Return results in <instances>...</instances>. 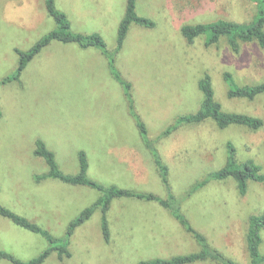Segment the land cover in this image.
Instances as JSON below:
<instances>
[{"label":"rangeland","instance_id":"obj_1","mask_svg":"<svg viewBox=\"0 0 264 264\" xmlns=\"http://www.w3.org/2000/svg\"><path fill=\"white\" fill-rule=\"evenodd\" d=\"M71 29L99 33L114 54V66L131 84L111 73L108 59L96 47L50 42L21 72L19 80L0 83V204L26 217L54 238L66 240L69 256L52 251L42 264H137L200 250L179 222L155 201L113 198L107 211L110 237L103 238L101 211L67 236L72 219L100 195L94 188L53 178L34 143L42 140L65 174L79 171L78 153L87 157V176L160 198L173 195L190 225L211 247L238 264H250L245 235L249 216L264 212V182L248 180L241 195L235 180H209L188 190L226 163L230 142L236 162L251 160L264 173V92L252 99L229 97L224 72L238 86L264 82V47L242 42L233 52L223 37L205 45L181 35L183 24L218 19L250 22L257 11L250 0H136V12L153 27L131 24L116 52L119 22L126 0H55ZM55 28L43 0H0V81L15 72L16 49L28 50ZM207 73L214 98L225 112L258 117V129L212 119L182 124L161 135L180 115L197 111L202 100L199 80ZM139 116L147 140L168 168L170 190L158 175L152 151L136 125ZM260 252L264 253V228ZM47 240L0 216V249L26 261L48 247ZM0 264H12L0 259ZM192 264H217L210 260ZM264 264V263H263Z\"/></svg>","mask_w":264,"mask_h":264},{"label":"trees","instance_id":"obj_2","mask_svg":"<svg viewBox=\"0 0 264 264\" xmlns=\"http://www.w3.org/2000/svg\"><path fill=\"white\" fill-rule=\"evenodd\" d=\"M43 1L47 14L52 17L55 22V28L42 35L28 50L23 51L16 49V53L18 54V65L16 70L12 75L6 76L2 79L0 83L19 80L21 72L29 61H31V59L50 42L58 41L61 43H76L81 48L96 47L101 50L102 54L108 59V65L114 78L126 87L129 104H131L132 107L133 100L130 92L131 84L128 81H125L115 69L114 54L106 48V44L102 36L96 32L80 33L73 31L66 14L55 6V0ZM250 1L256 3L257 11L254 18L248 23L225 19L196 24L186 23L180 28L181 35L188 41V43H192L198 36H203L205 39L204 43L207 46L218 43L220 39L224 37L233 52L239 51L240 43L242 42H255L263 48L264 0ZM135 7L136 0H126L124 15L119 22L117 30L116 52L122 47L131 24H137L142 27H153L155 25L151 19L137 14ZM223 78L228 85L227 95L229 97H245L252 99L264 92V82L250 86H238L229 72H224ZM198 87L202 93V100L197 111L191 114L180 115L171 126L167 127L163 131L161 135L167 136L172 130L182 124L200 123L206 119H212L220 128H224L230 124L242 125L251 129H258L262 126V120L258 117L245 113L223 111L219 102L214 98L209 74H204L198 82ZM134 116L136 118L137 128L141 137L145 141V145L152 151L153 161L157 168L161 182L168 190H170L167 165L163 163L160 156L153 149L154 147H152L151 142L147 140V129L144 123L140 120L139 116ZM226 145L228 150L226 163L219 170L209 173L201 181L195 183V185L188 190L187 195H190L192 192L205 185L209 180H222L227 177H232L235 180L237 189L241 195L246 192L248 180L264 182V173L261 172V166L251 160H247L242 163L236 162L233 145L230 142ZM33 152L37 157L42 158L48 167L46 173L36 176V180L39 181L46 178H53L71 185L88 186L100 192L98 198L90 206L84 208L77 217L70 221L67 228V236L71 235L77 226L87 220L95 209L100 208L103 238L108 240L110 233L106 214L111 200L119 197H134L141 200L155 201L162 207L166 208L179 222L183 229L190 234V236L200 246V250L197 252L184 255H174L168 259L153 258L141 260L137 264H192L204 260H210L217 264H238L231 258L224 256L218 250L211 247L207 242L206 237L190 225L189 221L180 210L179 202L173 195L169 194L167 198L163 199L151 192H138L131 189L120 188L114 184L103 185L95 182L87 176L88 162L86 154L82 150L78 153L79 171L73 175L65 174L59 169L54 153L42 140L37 139L35 141ZM0 216L8 219L19 227L33 233L40 234L49 243L48 247L40 254L26 261H22L1 249L0 259H6L12 264H42L52 251H56L59 258L70 255L66 246V240L64 241L59 238H54L36 223L28 220L20 214L15 213L1 204ZM263 228L264 212L249 216L245 240L250 264L264 263V253H261L259 249L262 242L261 230Z\"/></svg>","mask_w":264,"mask_h":264},{"label":"crops","instance_id":"obj_3","mask_svg":"<svg viewBox=\"0 0 264 264\" xmlns=\"http://www.w3.org/2000/svg\"><path fill=\"white\" fill-rule=\"evenodd\" d=\"M193 239V238H192ZM194 240V239H193ZM195 241V240H194Z\"/></svg>","mask_w":264,"mask_h":264}]
</instances>
